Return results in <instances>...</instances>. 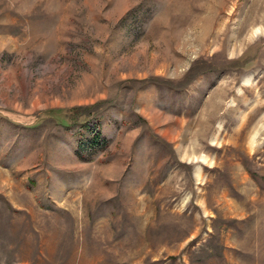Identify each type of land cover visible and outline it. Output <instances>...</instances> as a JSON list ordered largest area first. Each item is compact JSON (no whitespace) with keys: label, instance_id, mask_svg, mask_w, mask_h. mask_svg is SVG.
Segmentation results:
<instances>
[{"label":"rangeland","instance_id":"obj_1","mask_svg":"<svg viewBox=\"0 0 264 264\" xmlns=\"http://www.w3.org/2000/svg\"><path fill=\"white\" fill-rule=\"evenodd\" d=\"M0 264H264V0H0Z\"/></svg>","mask_w":264,"mask_h":264}]
</instances>
